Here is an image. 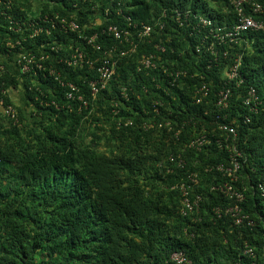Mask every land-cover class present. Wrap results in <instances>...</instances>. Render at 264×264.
I'll return each mask as SVG.
<instances>
[{"label": "trees", "instance_id": "1", "mask_svg": "<svg viewBox=\"0 0 264 264\" xmlns=\"http://www.w3.org/2000/svg\"><path fill=\"white\" fill-rule=\"evenodd\" d=\"M117 1L130 9L133 21H150L163 8L172 7L187 8L192 14L201 11L219 27L234 21L230 9L221 13L226 0ZM50 2L55 5L51 7ZM73 2L77 0H0V62L6 69L0 75V88L9 91L10 97L5 96L4 101L14 106L20 124L0 117V264H173L170 256L178 251L191 264H233L239 258L248 264L250 260L240 255L244 242L256 254L253 262L264 264V201L255 190L264 176V111L249 115L241 104L246 89L253 87L264 106V32L243 36L244 43L238 48L243 84L233 91L230 102V118L238 119L237 149L242 155L235 185L244 190L242 208L254 221L250 229L234 226L229 217L211 214L212 207L230 202L209 191L210 185L224 179L204 170L227 164L226 151L214 144L200 152L184 150L186 168L172 174L166 173L164 165L167 155L181 152L180 142L194 131L189 124L179 140L172 133L208 107L192 104L194 75H208L210 99L217 90L218 70L205 67L210 60L205 48L199 54L195 51L203 32L189 36L187 27L183 38L187 49L181 55L177 42L179 48L171 54L176 33L167 27L172 43L166 44L160 67L187 70L181 88L170 90L172 98L161 95L160 99V92L143 75L135 74L136 58L124 59L108 88L95 101L89 100L87 107L66 100L47 75H19L13 69L12 61L19 52L18 47L7 52L4 45L13 38L8 36L5 13L16 21L36 20L55 11L67 13ZM96 2L108 5L106 0ZM78 6L77 21L83 23L88 20L87 4ZM260 19L264 22V15ZM40 41L45 40L41 37ZM144 50L150 48L143 47L141 52ZM43 64L79 87L80 77L91 76L58 66L51 59ZM120 87L127 88L129 100H121L113 114L110 105L119 98ZM13 92L19 97L17 105L11 98ZM158 99L169 102V114H154L151 101ZM246 115L249 122L243 123ZM161 117L171 121V132L156 125L142 128L160 122ZM210 117L203 119L211 129ZM127 121L131 125L126 126ZM191 171L199 176L195 193L202 198L197 221L179 213L178 194L171 190Z\"/></svg>", "mask_w": 264, "mask_h": 264}, {"label": "built area", "instance_id": "2", "mask_svg": "<svg viewBox=\"0 0 264 264\" xmlns=\"http://www.w3.org/2000/svg\"><path fill=\"white\" fill-rule=\"evenodd\" d=\"M78 4L85 7L87 4L84 12L88 20L83 23L77 21V13L80 10ZM105 4L108 5L101 6L96 0H77V3H71L67 13L55 11L51 15L45 14L36 20L27 21L13 20L5 13L9 21L6 27L9 32L8 36L12 34L13 38L6 39L4 45L8 49L7 52L16 47L19 52L12 61L13 69L19 75H43V78L47 75L63 91L66 100H76L81 107H87L89 100L95 101L97 96L108 88L116 75L119 64L124 59L136 58L135 74L143 75L145 82H150L153 88L160 92V99L161 95L172 98L170 90L181 88L180 82L184 78L187 79V70H173L162 65L160 67L161 57L167 53L166 44L172 43L167 27L170 26L171 32L176 33V47H170L171 54L179 48V45L181 55H183L182 49H187V43L183 39L187 37V27H189V36L203 32L204 35L201 37L199 46L195 47V51L199 54L202 51L201 47L205 48L206 55L210 56L205 67L207 70L212 67L218 70L217 90L210 99L211 85L207 82L208 75L202 72L194 75L196 84L192 104L205 103L208 107L203 108L200 116L195 120L191 118L189 122L183 121L172 133V137L179 140L184 127L190 124L194 131L188 140L186 136V139L180 142L183 146L181 152L177 155H167L164 165L166 173L172 174L174 170H185L184 150L200 152L204 147L214 144L219 150L226 151L227 164L211 165L204 170V172L214 171L224 179V181L210 185L209 191L223 196L230 202L224 207H212L211 214L215 218L229 217L234 226H245L251 229L254 221L242 208L245 201L244 190L235 185L239 179L238 172L242 155L237 149L238 119L230 118V102L233 91L243 84V78L239 74L242 55L238 52V48L243 45V36L247 32H264V22L260 19L264 15V4L259 0H226L221 13L230 9L234 15V21L230 26L222 27L214 24L208 16L198 14V12L192 14L187 8H163L146 22L133 21L129 13L130 9H125L123 1L106 0ZM54 5L50 2L51 7ZM63 10H66L65 7ZM41 37L44 38V42L40 41ZM34 39H38L40 43L38 45L32 43ZM181 41L182 44H180ZM143 47H148L150 50L141 52ZM220 47L226 48L218 51ZM34 49L40 54L34 53ZM233 50L234 54L231 53ZM47 59H51L58 66L81 70L91 76L80 77L79 87L65 80L58 71L46 68L43 62ZM5 73L6 69L0 62V75ZM5 96L10 97L9 91L6 88H0V117L19 126L14 106L5 103ZM118 96L117 101L110 105L113 114H116L121 107V100H129V91L126 87H120ZM160 99L151 101L152 111L156 115L161 111L169 114L171 111L168 107L169 102L164 104ZM241 104L249 115L256 114L260 110L264 111L259 95L253 87L246 89ZM205 116H211L213 125L211 129L203 119ZM242 119L243 123L249 122L247 115ZM125 125H131V122L127 121ZM153 125L171 132V121L163 118L156 124H144L142 128L147 130ZM199 184L198 174L191 171L185 172L181 180L171 187V190L178 194L179 213L182 216L192 215L194 221H197L196 216L202 203L201 196L195 193V188L197 189ZM255 190L264 201V176L255 184ZM240 255L250 260L248 264H255L253 261L256 254L246 242L242 246ZM241 260L239 258L233 264H245ZM170 261L173 264H191L190 260L180 251L174 252L170 256Z\"/></svg>", "mask_w": 264, "mask_h": 264}, {"label": "crops", "instance_id": "3", "mask_svg": "<svg viewBox=\"0 0 264 264\" xmlns=\"http://www.w3.org/2000/svg\"><path fill=\"white\" fill-rule=\"evenodd\" d=\"M11 98L13 100V102L17 105L19 103V97L17 96L16 93H11Z\"/></svg>", "mask_w": 264, "mask_h": 264}, {"label": "rangeland", "instance_id": "4", "mask_svg": "<svg viewBox=\"0 0 264 264\" xmlns=\"http://www.w3.org/2000/svg\"><path fill=\"white\" fill-rule=\"evenodd\" d=\"M198 14H201V11H198ZM106 145V144H105Z\"/></svg>", "mask_w": 264, "mask_h": 264}, {"label": "clouds", "instance_id": "5", "mask_svg": "<svg viewBox=\"0 0 264 264\" xmlns=\"http://www.w3.org/2000/svg\"><path fill=\"white\" fill-rule=\"evenodd\" d=\"M261 101V100H260ZM262 103V102H261ZM262 108H264V106H262ZM262 111V110H261Z\"/></svg>", "mask_w": 264, "mask_h": 264}]
</instances>
